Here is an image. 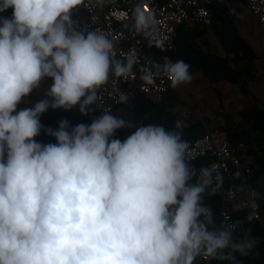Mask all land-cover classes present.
<instances>
[{
  "label": "clouds",
  "instance_id": "9594fccd",
  "mask_svg": "<svg viewBox=\"0 0 264 264\" xmlns=\"http://www.w3.org/2000/svg\"><path fill=\"white\" fill-rule=\"evenodd\" d=\"M83 2L0 0V14L12 10L0 15V264H195L201 256L243 264L238 257L258 254L257 239L245 221L216 225L204 201L221 193L225 177L190 165L183 121L136 126L104 112L90 124L42 125L49 109L89 116L99 90L127 78L136 62L117 59L111 39L78 25ZM132 20L145 35L157 23L143 4ZM189 69L166 60L140 79L154 85L163 74L177 87L191 82ZM49 80L44 98L20 107ZM42 129L56 143L37 141ZM234 187L247 194L250 223L261 194Z\"/></svg>",
  "mask_w": 264,
  "mask_h": 264
},
{
  "label": "built area",
  "instance_id": "2783aa9c",
  "mask_svg": "<svg viewBox=\"0 0 264 264\" xmlns=\"http://www.w3.org/2000/svg\"><path fill=\"white\" fill-rule=\"evenodd\" d=\"M243 1L264 33V0ZM138 4H143L152 11L157 21L155 29L150 30L148 35L137 33L132 28V13ZM214 6H221L230 16L236 15L237 5L232 0H106L102 7L97 6L95 0H84L79 10L73 14V19L78 25L97 31L111 39L114 44L113 53L117 59L126 60L129 56H134L136 59L132 73L127 78H110L109 82L99 90V98L94 105L97 116L104 112L120 116L119 108L122 103L119 97L123 94L128 95L129 99L143 95L160 102L168 92L178 93L176 87H173L171 81L163 74L156 77L154 85H145L140 76L145 68L157 63L163 64L166 60L172 61L169 54L176 49L178 31L181 27L184 26L187 29L197 25L206 29L211 28L215 22L212 10ZM148 44H152L162 55L161 62L157 61V55L153 49H147ZM189 70L192 80L183 84L186 86L193 84L196 79V72L191 65ZM50 84V80L42 84L30 95L28 102L21 104L20 107L30 106L38 99L44 98L47 85ZM205 129L206 132L202 137L187 141L189 148L186 158L197 172L201 167H211L225 177L221 191L222 208L218 215L219 225L234 224L237 220L245 221L233 214L240 210L249 214L251 209L243 206L248 199L247 194L235 189L234 185L238 184L232 179V175L234 170L245 175L250 174L252 162L248 147L243 142L232 143L217 127H205ZM38 138L39 136L35 139ZM257 203L256 216L252 222L264 228V206L259 198ZM243 228L248 229L246 221ZM212 260L217 259L207 256L197 259L199 263Z\"/></svg>",
  "mask_w": 264,
  "mask_h": 264
},
{
  "label": "trees",
  "instance_id": "16d2710c",
  "mask_svg": "<svg viewBox=\"0 0 264 264\" xmlns=\"http://www.w3.org/2000/svg\"><path fill=\"white\" fill-rule=\"evenodd\" d=\"M232 1L235 3L240 1L242 7L248 10L245 1ZM212 10L215 22L211 28L218 37L224 54L220 55L209 49H203L198 41L204 36L207 29L194 25L187 29L184 26L179 29L176 49L169 55L173 62L182 60L190 64L196 74H200L211 83L240 84L241 88L246 90L247 82L255 81L257 79L256 75H250L242 69L232 67L230 61L240 60L243 63L255 66L259 70L263 58L257 55L249 41L243 37L240 25L235 22L233 16L228 15L221 6H214ZM11 11L9 9L0 15L11 16ZM147 49H153L157 55V61L161 62L162 55L157 52L152 44H148ZM176 89L178 93L170 91L164 95L160 102L143 95L129 99L127 103H122L120 106L119 115L121 117V113L127 109L131 113L133 124L136 126L141 123L145 125L158 124L168 129H174L175 122L179 120L178 108L183 105L179 97L181 91L178 87ZM94 105L92 106L93 109ZM95 117H98L95 110L85 117L80 115L78 109H73L70 112L49 109L41 116V123L44 128H55L62 119H67L71 125H76L79 123L90 124L92 118ZM185 125L183 129V139L185 141L202 137L206 132L205 127L212 128L208 122L199 120L185 122ZM217 128L221 129L232 143L243 142L248 147L252 162L251 172L245 175L239 171L241 176L234 181L238 185L243 183L255 188L261 194L258 198L264 206V106L256 101L252 106L240 111L237 116L226 114L224 123ZM126 136L127 133L123 129L116 133V138L121 141ZM37 141L56 143L55 138L48 136L44 129H42ZM236 172L238 171L234 170L233 174ZM204 202L212 208L216 225L219 226L218 215L222 208L221 193L213 196L206 195ZM233 214L235 217H241L247 222L248 214L246 212L240 210ZM247 226L257 239L258 254L246 258L238 257V259L242 260L243 264H264V228L255 225L252 221L247 222ZM195 264H231V262L225 263L212 260L203 263L196 261Z\"/></svg>",
  "mask_w": 264,
  "mask_h": 264
},
{
  "label": "rangeland",
  "instance_id": "374dc122",
  "mask_svg": "<svg viewBox=\"0 0 264 264\" xmlns=\"http://www.w3.org/2000/svg\"><path fill=\"white\" fill-rule=\"evenodd\" d=\"M236 5L237 12L233 18L240 25L243 37L249 41L257 55L263 58V63L259 70L240 60H231L230 64L250 75H256L257 79L248 81L245 86L246 90H244L240 84L211 83L200 74H196L193 84L177 86L181 91L179 97L183 103L178 108V119L184 123L194 120L206 121L211 127L216 128L222 126L226 114L237 116L240 111L252 106L256 101L264 106V35L261 36L260 32L255 33L251 30L249 11L242 7L240 1H236ZM251 19L254 18L251 16ZM262 38L263 40H261ZM198 42L203 49H209L220 55L224 54L219 39L212 28L207 29ZM121 117L133 123L131 113L127 109L121 113ZM123 130L128 134L134 129Z\"/></svg>",
  "mask_w": 264,
  "mask_h": 264
},
{
  "label": "crops",
  "instance_id": "0c3cea01",
  "mask_svg": "<svg viewBox=\"0 0 264 264\" xmlns=\"http://www.w3.org/2000/svg\"><path fill=\"white\" fill-rule=\"evenodd\" d=\"M250 15H251V14H250ZM248 17H249V14H248ZM249 19H250V23H252V24H251V30H252L253 32H255V33L260 32V33H261V36H263L264 33H263V31L261 30V28L259 27L258 23H257L254 19H251V16H250ZM261 40H263V38H262Z\"/></svg>",
  "mask_w": 264,
  "mask_h": 264
}]
</instances>
